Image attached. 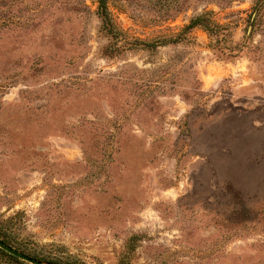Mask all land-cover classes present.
<instances>
[{"label":"rangeland","instance_id":"rangeland-1","mask_svg":"<svg viewBox=\"0 0 264 264\" xmlns=\"http://www.w3.org/2000/svg\"><path fill=\"white\" fill-rule=\"evenodd\" d=\"M98 8L0 0V240L41 264H264V0ZM203 13L216 33L170 41Z\"/></svg>","mask_w":264,"mask_h":264},{"label":"trees","instance_id":"trees-1","mask_svg":"<svg viewBox=\"0 0 264 264\" xmlns=\"http://www.w3.org/2000/svg\"><path fill=\"white\" fill-rule=\"evenodd\" d=\"M108 1L109 0H98L99 2V8H98V12L101 16V18L104 20L105 23L109 24V10H108ZM261 4H259L256 9H255V16L256 13L259 11ZM210 13H203V14H199L197 16H194L193 18H191L189 24H187L186 26H184V28L181 30L180 33H178L175 38H171L170 41H176L182 38L183 33L197 27L200 26L201 28L205 29L206 31H208L210 34H214L216 33V29L220 27L219 24H217L215 22V20H213L212 18L209 17ZM9 255L11 258L19 261V258L11 255V254H7ZM21 261V260H20Z\"/></svg>","mask_w":264,"mask_h":264},{"label":"water","instance_id":"water-1","mask_svg":"<svg viewBox=\"0 0 264 264\" xmlns=\"http://www.w3.org/2000/svg\"><path fill=\"white\" fill-rule=\"evenodd\" d=\"M0 247L3 248L4 250H6L7 252H9L10 254L17 256L23 260L32 262V263H37V264H41V261L36 260L24 253H22L21 251H18L14 248H12L11 246H9L8 244H6L4 241L0 240Z\"/></svg>","mask_w":264,"mask_h":264}]
</instances>
